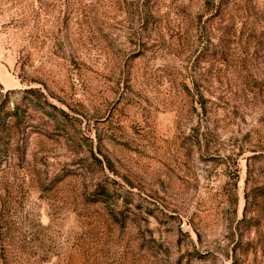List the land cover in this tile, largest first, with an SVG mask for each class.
Listing matches in <instances>:
<instances>
[{"label": "rangeland", "instance_id": "1", "mask_svg": "<svg viewBox=\"0 0 264 264\" xmlns=\"http://www.w3.org/2000/svg\"><path fill=\"white\" fill-rule=\"evenodd\" d=\"M0 264H264V0H0Z\"/></svg>", "mask_w": 264, "mask_h": 264}, {"label": "trees", "instance_id": "2", "mask_svg": "<svg viewBox=\"0 0 264 264\" xmlns=\"http://www.w3.org/2000/svg\"><path fill=\"white\" fill-rule=\"evenodd\" d=\"M3 125H4V122H2L1 115H0V127H2Z\"/></svg>", "mask_w": 264, "mask_h": 264}]
</instances>
